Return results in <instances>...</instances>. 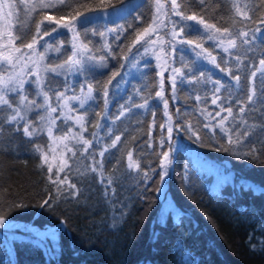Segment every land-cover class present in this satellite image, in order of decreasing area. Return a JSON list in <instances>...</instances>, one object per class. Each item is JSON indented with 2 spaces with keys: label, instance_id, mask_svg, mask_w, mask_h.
I'll use <instances>...</instances> for the list:
<instances>
[{
  "label": "trees",
  "instance_id": "16d2710c",
  "mask_svg": "<svg viewBox=\"0 0 264 264\" xmlns=\"http://www.w3.org/2000/svg\"><path fill=\"white\" fill-rule=\"evenodd\" d=\"M122 1L80 0L79 7L73 3L71 8L51 9L49 15L70 17L69 13L75 15L89 7L106 9L101 5L114 6ZM176 2L185 16L197 17L196 24L204 26L199 23L203 19L219 29L217 37L229 29L238 48L224 52L218 46L219 38L208 39L213 30L180 32L181 40L194 43L179 41L169 57L171 67L184 74V83L176 75L175 99L173 82L168 81L167 72L163 75V100L168 101L167 111L172 117L171 140L163 106L156 98L157 74L152 60L143 59L141 73L121 86L116 77L141 59L144 41L133 44L132 40L149 16V0H141L139 21L131 22L113 45L104 69L93 77L98 80L93 84V99L78 108L85 117L81 135L91 141L87 151L82 142H73L63 163L48 166L36 151L38 145L44 147V133L25 136L23 121L20 125L0 124V217L39 227L56 225L54 244L46 236L38 238L36 247L32 242L37 239L25 236L10 238L7 246L0 237V264H264V105L257 103L245 114L249 124L257 128L238 146H230L218 128L209 131L204 127L227 115L225 111L215 116L220 112L217 104L231 106L238 115L237 101L246 102L253 85L260 95L261 73L257 70L264 59V0L239 4L250 19L237 14L233 0ZM42 15L38 10L33 20ZM257 28L262 31L256 39L243 44L239 32H249L247 38L251 40ZM197 43L205 50L202 55L195 57L201 52L198 48L195 55L187 56L190 46L196 48ZM211 57H215V64ZM201 74V81L195 82ZM236 77L240 78L239 85ZM217 81L224 86L218 93ZM105 85L107 98L101 93ZM214 95L220 97L217 104L212 103ZM145 101L146 107H137ZM208 113L215 118L205 119ZM188 124L198 130L200 139L188 131ZM66 126L77 129L67 121L63 122ZM117 136L120 141L110 147ZM105 148L108 150L101 156ZM129 152L139 169L129 168ZM165 152L171 161L166 175L160 167ZM198 159L216 163L220 175L224 174L215 187L209 185L212 173ZM65 161L68 167L59 171ZM57 175L60 180L67 176L68 183L79 190L77 194L72 195L76 189L68 188L67 183L59 185L61 191H57L58 185L51 182ZM109 179L112 184L107 186ZM160 186L171 202L163 211Z\"/></svg>",
  "mask_w": 264,
  "mask_h": 264
},
{
  "label": "snow or ice",
  "instance_id": "6c2138e0",
  "mask_svg": "<svg viewBox=\"0 0 264 264\" xmlns=\"http://www.w3.org/2000/svg\"><path fill=\"white\" fill-rule=\"evenodd\" d=\"M87 2V0H85ZM156 2V13L153 15L152 24L149 25L148 28L144 30V33L138 34L136 37V41L134 43H138L139 41L143 40L145 45H150L155 42H153L151 39H145V37H150L153 33L158 34V30L163 28L164 21L160 20V16L163 15L165 18L168 19V22L173 25V31L171 33L172 40H176V37L180 34L175 32V21H172L170 19L169 12L165 9V6L160 4V0H155ZM204 0H201V3H203ZM75 3L77 7L80 6V0H31L30 3L23 6L25 9V15L27 17L26 22L21 23L20 22V16L19 12L15 14V22L13 26V30L11 32H7L6 35L8 37L7 40L4 41L2 45H0V124L6 121L9 125H20V123L23 121V131L24 135L28 137H33L39 134L40 131H43V127L46 125L48 127L49 135H51L52 127L55 126V118L52 117L51 113L57 111V107H59L61 110L67 109L68 112L73 111L72 108L69 107L68 101L74 100L78 101L80 104V107H84L86 101L93 99V92L95 90V86L91 83L87 85V92H84V87L81 85V95H73L71 97H68L65 95V92H60L56 87L52 86V77H49L48 73H53L56 77H59L61 75L68 76L69 74H82L83 73V66L85 62V53L91 51L87 44L80 42L82 35H87V33H81L80 31H77V25H80L83 27L84 25L91 23L94 19H99V16L93 17L90 15V12L94 11L95 9L89 7L85 11H76L75 15H70V19L61 16L59 19H56L55 16H44V19L40 22L36 23L35 26V35L32 36V41L30 43L24 44V38L27 35L28 31L30 30L31 22L33 20V16L31 13H36L38 10H44V9H58V8H71L72 4ZM111 5H101L102 8L110 7ZM21 7L18 3L13 4L9 3V0H0V12L3 11V9H9L12 8H19ZM181 5L176 2V0H172V11L175 15L180 16L181 20H197V17L195 15L192 16H185L183 12H181L180 9ZM237 14L241 15L244 19H250V16L247 12H241V9L239 5H235ZM162 9H164L162 11ZM126 12V9L124 7L120 9H114L112 15H120L122 13ZM107 15V13H105ZM9 15H12L11 11H9ZM7 18V17H6ZM45 21H50L56 24V27L51 29V32L47 30V25H45ZM200 24L204 25V31L209 32V30H213L209 35L208 39L214 40V39H220L219 47L223 48V51L228 53L230 49H237V41L235 38H230L232 36V33L229 31V29H224L223 33H220V37L216 36L217 32H220L219 29L215 28L214 25L207 24L203 19L199 20ZM261 23H264V21H261ZM67 29L68 32L72 33L73 40H72V54L67 57V59L60 64H54L52 66H49L45 63V59L47 57L48 52L54 51V52H61V49L63 47V42L61 45L53 47L51 43H48L47 41H44V37H52V33H58L63 35L64 33H60V29ZM185 29H192V26L190 25H184L181 28V32L185 31ZM124 26L123 25H117L116 28L106 29L105 32H100L99 35L101 37H104L108 32L111 33H117L123 34ZM195 31H199V29H192ZM261 29L257 28L251 33V40L247 37L250 36V33L247 31L239 32V37L242 38L243 44L248 45L252 41H254L257 37L258 33H261ZM96 33L93 32V35ZM0 39H3V36L0 35ZM117 39H119V35L117 36ZM225 39L227 40V46L224 47ZM19 40L21 42V46H15V42ZM41 41H44V43H41ZM160 42L163 43H171V41H164L163 38H160ZM181 43H187L189 45H192L193 41H184L181 40ZM42 47L43 51H38L37 47ZM107 45H105V48L107 50ZM196 48H201V52H197L196 56L199 58L202 53L205 51L202 48V44L197 43L195 44ZM26 49V50H25ZM194 50V49H193ZM148 51V48L145 47V52ZM111 54V53H110ZM211 54L209 53L208 56ZM208 58V57H205ZM87 59L89 61L93 60L94 58L91 56H88ZM183 59V58H182ZM238 65L240 63V58L236 57ZM104 58L101 57L98 63L103 64ZM211 63L215 64L216 59L215 57H211L210 60ZM29 64L34 65V68H32L31 71L27 72H16V69L23 65L24 69L29 68ZM186 67H189L188 65H185ZM260 69L259 71L261 73V84L262 87L260 89V95H257V91L255 88V85H253L252 89L250 90L246 102L237 101V104H239V114L234 115L233 109L231 106L225 108L220 104H217V101L220 99L219 96H215L212 100L213 104H217V107L220 108V112L215 113V116H220L221 112H227V115L221 117L219 121L215 125H212L211 123L205 124L204 127L208 128L209 131L212 130V128H218L224 138L227 139V142L230 146H238L242 144L244 141L248 139L249 136H251L255 131L257 126L255 124H249L248 120L245 119V114L253 109H255V106L257 103L264 105V59L260 61ZM219 67V65H217ZM189 71L192 72V68L189 67ZM174 73H177L181 76V83H184V74L181 73L180 69H173ZM24 75H32L35 77L34 81H26L23 76ZM116 74H113V78ZM201 78H194L195 82H200ZM253 77L256 76V72L252 73ZM239 77H236L237 85H239ZM173 98L175 99V84H176V76H173ZM111 79L108 81V84H111ZM26 83H34L36 85V95L43 97V103H38L35 99H29V95L27 93V90L25 89ZM58 83V82H57ZM188 83H193V80H189ZM216 83L215 92H220V89L224 87L221 85L218 81ZM74 85H70L67 80L64 81V88L65 91L70 90ZM49 93H55V99L57 101V107H53L50 103V96ZM14 94V95H10ZM231 95V94H230ZM19 97L17 100L16 97ZM104 96L107 98L108 96V90L107 85H105L104 88ZM157 96H160L163 99L162 91L157 93ZM197 101L201 100V97H196ZM61 101L63 103H61ZM164 106H165V115L168 116L167 123L170 125L172 117L168 114V101L164 100ZM246 105L252 106L251 108L247 107ZM147 106V101H145L144 104L138 105L137 107L144 108ZM123 108V106H122ZM36 109H44L46 112V115L40 116V127L33 126V123L29 121L28 113L32 112ZM127 109H125L126 111ZM7 112V116L4 117L2 114ZM206 110L202 109L201 113L204 114ZM61 115L65 117V120H75V123L80 127L81 133L85 130L84 129V122L85 117L84 116H70L67 115V113L61 111ZM121 116L124 115V111H121ZM215 117L212 116V114L208 113L205 115V119L211 121ZM119 119V117H117ZM97 127H99V124H97ZM161 127H164V125H161ZM188 131L192 133L193 136H196L197 139H200V136L198 134V130H195L191 124L187 125ZM18 130V129H17ZM168 133H169V140H171V133H172V127H168ZM96 135L95 133L93 134ZM215 135V134H214ZM64 139H73L77 140V142H82L85 151H87V148L90 146L91 141L83 139L82 135L77 136V134H71L69 136H65ZM120 141V137L117 136L115 140L112 141V144L110 147H116L117 143ZM161 143H163V139L161 140ZM67 148V145H65ZM108 149L105 148L104 151L100 152L101 156H104V152ZM228 150V149H224ZM36 151L43 153V149L38 145L36 147ZM67 151L71 152V148H67ZM253 153L256 151L255 148L251 150ZM75 155V153H73ZM128 160H129V168L133 170L139 169V163L133 160L132 153H128ZM42 161L47 162L46 156L42 155ZM170 157L169 153L165 152L163 153V159L161 160L160 167L164 170V175L167 174V167L170 163ZM100 163V162H97ZM43 164L41 165V167ZM68 167L67 162L65 161L64 165L59 169V171H64V168ZM101 164V169H102ZM91 170L93 172H96L97 169L95 167H92ZM52 169L49 167V172H51ZM102 176V171H101ZM147 176V173L144 174ZM103 178V177H102ZM51 181V177H49ZM161 180H163V175L161 176ZM54 184H57V191H61L59 185L61 184H68V188L76 189V186L74 184L68 183L67 176H65L64 180H60L59 175H57V178L55 181H51ZM112 184V180H108L107 186H110ZM106 186V187H107ZM66 190V189H65ZM79 190L76 189L72 193V195H76ZM47 203V201H45ZM5 223V219L3 217H0V227H2ZM34 246H39V239L32 242Z\"/></svg>",
  "mask_w": 264,
  "mask_h": 264
},
{
  "label": "rangeland",
  "instance_id": "374dc122",
  "mask_svg": "<svg viewBox=\"0 0 264 264\" xmlns=\"http://www.w3.org/2000/svg\"><path fill=\"white\" fill-rule=\"evenodd\" d=\"M141 0H125L117 5L108 7L106 9H99L94 10L90 12V15L93 17L99 16V19H94L91 23H88L81 27L80 25H77V31H80L81 33H87V35L81 36L82 43H85L88 45L89 49L91 51L85 53V62L83 66V73L82 74H69L68 76L61 75L59 77H56L53 73H48L47 75L49 77H52V86L56 87L60 92H65V95L68 97H71L73 95H81V85L84 87V92H87V85L89 83L95 84L98 83L97 78L95 77L99 72H101L106 64V59L108 55L110 54L113 45L122 37V35L127 31L128 27L130 26L131 22H137L139 21V14L137 13V8L140 5ZM150 1V13L149 16L146 18L144 23L139 26V29L136 32L135 37L132 40V43L136 41V37L138 34L144 33V30L149 27V25L152 24L153 15L156 13V2L155 0H149ZM31 0H9V3L13 4H19L21 7L19 8H12L9 9H3L2 12H0V35L3 36V39H0V45L4 43L5 40L8 39L6 33L11 32L13 30L14 22H15V14L19 12L20 16V22L24 23L27 20V17L25 15V9L23 6L30 3ZM234 5H239L243 2V0H233ZM160 4L165 6V9L169 12L170 19L172 21H175V29L174 31L179 33L181 32V28L184 25H190L192 26V29H199V33L204 32V26H200L198 23L196 24L195 20H181L180 16H177L172 11V0H160ZM240 6V5H239ZM124 7L126 9V12L120 14V15H112L114 9H120ZM51 9H44L40 10L43 12V15L32 20L30 30L28 31L27 35L24 38L23 43L27 44L32 41V36L35 35V26L36 23L40 22L44 19V16L49 15V11ZM164 9H162L163 11ZM9 11H11L12 15H9ZM107 13V15L105 14ZM33 15V13H31ZM50 16V15H49ZM7 17V18H6ZM60 18V17H59ZM56 18V19H59ZM70 19V17H66ZM160 20L164 21V27L158 30L157 33H153L150 37H145V39H151L153 44L150 45H143L140 48V60H135L130 64L122 74H117V81L118 85H123L130 77H137L141 71L144 69V65L142 61L143 59H151L155 70L157 74V84H158V92L162 91V80L163 75L165 72H167V78L170 83H172L173 76H176L177 73L173 72V69L171 65L172 62L169 60V57L172 56V49L173 46L178 44L179 41H181V38L179 36L176 37V40H172V31H173V25L168 22V19L165 18L163 15L160 16ZM45 25H47V30L51 32V29L56 27V24L50 21H45ZM117 25H123L124 30L123 34L117 33H111L108 32L104 37H101L99 35L100 32H105L106 29L116 28ZM60 33H64L63 35L58 33H52V37H44V41H47L48 43H51L53 47L61 45L63 42V47L61 49V52L57 53L54 51H50L47 54V57L45 59V63L49 66H52L54 64H60L63 63L69 55L72 54V40L73 36L71 32H68L67 29L61 28ZM93 32L96 34L93 35ZM119 35V39H117V36ZM160 38H163L164 41H171V43H161ZM44 41H41V43H44ZM143 41V40H141ZM105 45H107V50L105 48ZM15 46H21V42L17 40L15 42ZM224 46H227V44H224ZM145 47L148 48V51L145 52ZM167 47V49H166ZM194 49V50H193ZM26 50V49H25ZM38 51H43L44 49L42 47H37ZM198 50V48H193L190 46L189 51L187 53V56L189 55H195V52ZM167 51V52H166ZM88 56L93 57L94 59L89 61L87 59ZM103 57V64L98 63L100 58ZM197 57V56H195ZM32 68H34V65L29 64L28 69H24L23 65H20L16 72H27L31 71ZM23 78L26 81H34L35 77L32 75H24ZM67 80V82L70 85H74L70 90L65 91L64 88V81ZM58 82V83H57ZM104 88L102 90V95H104ZM25 89L27 90V93L29 95V99H35L38 103H43V97L36 95V85L34 83H26ZM170 91L172 93V87H170ZM14 95V94H10ZM50 96V103L53 107H57V101L55 99V93H49ZM157 100H159L163 106V113L165 117V125L168 132L169 125L167 123L168 116L165 115V106H164V100L160 96H156ZM16 99L18 100L19 97L17 96ZM90 100L86 101L85 105ZM61 103H63L61 101ZM69 107L73 109V111L68 112L67 109L61 110L59 107H57V111L51 113L52 117L55 118V126L52 127L51 135H49L48 127L45 125L43 127V131H40L39 133H44L46 136L45 144L43 149V153H41V157L46 156L47 162L46 164L48 166L51 165H57L60 163H63L64 157L66 155L67 148H70L69 146L72 145L73 142H77V140L73 139H64L65 136H69L71 134H77V136L81 135V129L80 127L75 123V120H65V117L61 115V111L67 113V115L76 117V116H83L78 108L80 107V104L78 101L69 100L68 101ZM46 115V112L44 109H36L32 112L28 113L29 121L33 123V126L40 127V116ZM69 122L70 126H75L77 129L74 130L71 128H68L69 126L63 127V122ZM24 123V122H22ZM59 126V128H57ZM59 130H65L64 132H60ZM84 139V138H83ZM67 145V148L65 147ZM163 159V155L161 160ZM199 163L202 164L208 171L212 173L213 179L209 183L210 187L213 188L217 185L218 180L220 177H222L224 174H221L218 172V169L216 168V163L214 162H208L207 160L198 159ZM161 164V163H160ZM161 170L164 172V170L161 168ZM164 188L163 186H160V195L162 197V208L163 211L165 208L169 207L171 202L169 198L162 194ZM5 219V223L2 227H0V237L3 240V243L8 246L9 239L12 237H25L30 236L34 237L35 239L38 238H44L48 237L51 244H54L55 238H56V225H45V226H36L34 224H30L24 221L15 220V219ZM4 232V233H1Z\"/></svg>",
  "mask_w": 264,
  "mask_h": 264
},
{
  "label": "flooded vegetation",
  "instance_id": "af4514ba",
  "mask_svg": "<svg viewBox=\"0 0 264 264\" xmlns=\"http://www.w3.org/2000/svg\"><path fill=\"white\" fill-rule=\"evenodd\" d=\"M139 3H140V5H139V7H140L141 6V1ZM139 7L137 8V11H138Z\"/></svg>",
  "mask_w": 264,
  "mask_h": 264
}]
</instances>
